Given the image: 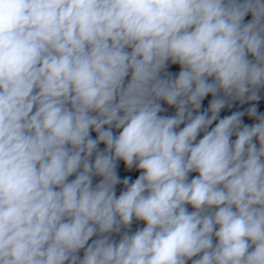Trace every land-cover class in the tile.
Here are the masks:
<instances>
[{
    "label": "clouds",
    "instance_id": "clouds-1",
    "mask_svg": "<svg viewBox=\"0 0 264 264\" xmlns=\"http://www.w3.org/2000/svg\"><path fill=\"white\" fill-rule=\"evenodd\" d=\"M0 264H264V0H0Z\"/></svg>",
    "mask_w": 264,
    "mask_h": 264
}]
</instances>
